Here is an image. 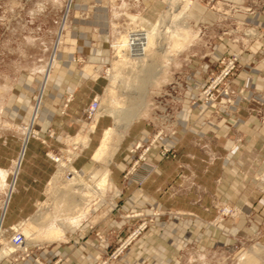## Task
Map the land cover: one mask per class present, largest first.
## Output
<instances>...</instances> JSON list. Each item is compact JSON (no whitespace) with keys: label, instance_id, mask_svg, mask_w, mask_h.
Returning a JSON list of instances; mask_svg holds the SVG:
<instances>
[{"label":"rangeland","instance_id":"obj_1","mask_svg":"<svg viewBox=\"0 0 264 264\" xmlns=\"http://www.w3.org/2000/svg\"><path fill=\"white\" fill-rule=\"evenodd\" d=\"M86 2L87 12L73 11L74 0H0V172L6 174L3 186H0V219L6 188L13 178V163L21 152L27 128L30 140L37 144L40 153L35 160L37 170L33 180L38 185L39 191L33 192L39 197L38 203L27 208L22 219L14 220L9 225H6V216L2 226L0 220L5 240L4 244H0V251H7L0 257V263L10 261L17 264L31 259L35 264H47V258L40 256L42 251L55 246H71L109 247L107 251L93 255L89 264H239L245 256L254 257L246 264H264V230L259 233L252 227L250 218L255 213H252L251 208L244 216L243 210L235 209L229 203L219 204L214 209L213 219L198 221L179 215L170 214L169 217L149 204L140 203L133 195L155 171L151 150L158 142L176 134L182 112H209L211 106H221V112L226 113L235 97L243 99L242 87L236 90L232 87L236 71L229 74L223 72L232 54L221 57L212 70L204 75H189L186 68L196 66L190 55L200 48L199 38L202 34L198 29L201 27L194 21L202 14L198 4L215 15L217 27L213 36L227 44L229 31L232 30L229 21H233V17L226 8L232 5L244 10L251 9L249 0H237L234 4L219 0H191L184 14L173 21L169 30L180 34L177 41L181 43L180 48L170 52L174 40L168 33L160 47L164 53L144 65L128 54L119 58L112 48L122 35L125 36L134 27H140V0ZM165 6L164 3V9L157 19L165 11ZM252 6L251 14L254 13V7L264 6V0H255ZM99 7L104 8V12L99 14ZM95 14L106 17L109 41L104 44H74L72 32L81 24H74L73 20L91 22L90 18ZM95 23H98V18ZM250 28L246 27L242 32L245 34L247 29L246 34L255 33L250 40L257 39L259 33L253 27L252 30ZM206 30L201 29V32ZM205 36L206 40L213 39L207 33ZM237 36L245 44L248 42L242 35ZM89 49H94L92 59L82 54V51ZM73 52H76L75 56ZM53 56L54 67L50 76L57 72V66L61 67L63 61L70 57L67 61L71 63L73 72H78L81 78L80 82L77 81L79 87L75 89L72 85L74 81L64 82L66 78L63 77L58 85L53 82L55 79L49 81L45 92L40 93L45 69L53 62ZM239 62L237 56L238 67ZM196 85L199 87L193 93L192 89ZM58 87L64 91L62 102L59 101ZM39 99V113L31 123V113ZM93 102L98 103L96 121L94 116L97 112L92 116L87 112ZM253 102L256 106L251 109L253 115L263 122L261 104ZM128 103H135V115L125 129L110 164L105 166L92 161L91 155L102 132L112 128L114 123L111 114L101 112L109 108V111L121 114ZM184 105H187V109H184ZM93 121L94 130L87 133ZM132 124H144L150 129L149 138L145 143H132L124 152L126 135ZM85 135L89 142L83 147L79 137ZM158 154L161 158L173 156L174 146L163 145L159 147ZM57 159L65 161L73 170L66 172L68 169H63V184L72 180L73 176L83 180L94 176L96 167H106L108 170L105 190L101 194L99 191L93 192L88 210L74 224H70L71 220L52 208L53 203L47 193L51 177L57 171ZM19 168L17 173H20L22 165ZM116 173H119L122 186L112 181ZM240 178L243 181L260 179L256 172L241 174ZM70 182L72 184L73 181ZM43 203L48 205V209L41 207ZM44 212L47 215L40 219ZM27 221L34 222L37 227L24 238L25 253H21L13 249L9 242L15 232L25 228ZM50 226L60 229L59 238L44 239V232ZM119 247L122 248L116 253ZM86 250L91 251L88 248ZM154 255H157L159 262L155 261ZM58 263L59 259L56 258L48 264Z\"/></svg>","mask_w":264,"mask_h":264},{"label":"crops","instance_id":"obj_2","mask_svg":"<svg viewBox=\"0 0 264 264\" xmlns=\"http://www.w3.org/2000/svg\"><path fill=\"white\" fill-rule=\"evenodd\" d=\"M219 1L233 4L237 2V0ZM249 2V8H251L249 14L234 13L231 16L233 21H229L236 25L237 19H240L247 26L257 30L259 33L257 39L249 40L246 44L241 38H238L241 41L237 44L230 42L226 44L222 40L215 39L213 36V31L217 27L215 15L198 4L202 14L197 20H193L202 30L206 28L207 30L202 33L201 29H198L202 34L199 38L200 48L190 55L196 66L186 68L189 75L200 76L212 70L215 62H218L221 57L231 54L239 56V67L232 87L234 90L242 87L243 99L235 97L226 113L221 112V106H211L209 112L193 113L191 110L182 112L177 122L179 127L176 134L158 142L151 150L154 156L153 162L156 165L155 171L145 179L133 195L140 200V203L149 204L150 207H155L169 217L170 214L179 215L198 221L213 219L214 209L219 204L229 203L235 209L237 207L243 210L244 216H247L251 208L252 213H255L250 218L252 227L255 231L262 233L264 230V121L260 122L251 109L256 107L253 101H258L264 112V6L254 7V13L251 14L255 0H249ZM86 4V0H74L73 11H89ZM140 4L142 10L138 12V15L147 24H152L164 9L163 0H140ZM97 10L99 14L104 12V8L101 7ZM90 20L91 22L85 21V23L73 20L74 24L80 23L82 26H77V29L74 28L72 32L74 44H104L109 41L106 17L95 14ZM206 33L212 35L211 41L206 40ZM92 51L94 49L82 51V54L92 59ZM73 55L75 56L76 52H73ZM67 59L63 61L61 67H56L57 72L52 75L55 79L53 82L58 85L65 77L64 82L74 81L72 85L76 89L80 85L77 81L80 82L81 78L78 72H73L71 63ZM63 68L65 69L62 70ZM56 79L59 81L56 82ZM198 87L199 85H196L192 92H196ZM58 92L59 101L62 102L64 91L58 87ZM186 107L187 105H184V109H187ZM149 134L150 129L144 124H132L126 135L127 143L124 152L132 143L147 142ZM163 145L174 146L175 154L161 158L158 149ZM39 154L37 144L29 138L21 163L22 169L15 179L1 226L5 216L6 225H9L14 220L22 219L26 209L38 203L39 197L33 193L39 191L38 185L33 183V180L34 172L37 170L35 160ZM250 172H256L260 177L259 181L250 179L243 181L240 178L241 174ZM112 181L122 186L119 173L112 177ZM130 187L135 188L134 185ZM240 223L242 225L243 221ZM235 232L234 230L233 233ZM86 248L91 251L87 252ZM108 248L55 246L50 250L42 251L40 256L47 258L48 263L58 258V264H89L93 255L103 253ZM154 259L159 262L157 255H154ZM0 264L12 263L3 261ZM17 264L35 263L28 259Z\"/></svg>","mask_w":264,"mask_h":264},{"label":"bare ground","instance_id":"obj_3","mask_svg":"<svg viewBox=\"0 0 264 264\" xmlns=\"http://www.w3.org/2000/svg\"><path fill=\"white\" fill-rule=\"evenodd\" d=\"M163 1L166 5L165 11L154 24L152 25L147 24L146 22L143 21L144 20L143 19L142 22H140L141 23L140 27H134L130 29V31H128L125 36L122 35L121 38L118 39L112 45V48L115 49L116 54L120 56L119 58L124 57V54L126 55L128 54V56L134 57L135 59L139 60L140 63H142L143 65L147 61L150 62L151 60L159 56L161 53H164L160 50V47H162L161 43L165 41L164 39L168 33H170V37H172L174 40L173 44L170 46V50H171L170 52H174L180 48L181 46L180 41L179 43H177L178 38H180V34H177L175 31L170 32L169 30L172 27L173 21L178 18H181V16L184 14L185 10L191 4V0H163ZM130 33L133 34L132 40L134 41V43L132 44L135 46H131L129 48L128 38L130 36ZM183 39L186 40L185 37H183ZM128 50L133 51L132 52L133 54L132 53L130 54ZM54 58L55 56H53L52 58L53 62L49 64L48 67L45 69V74L41 86L42 88L40 92L42 94L45 92L47 83L49 81H52V79H54L52 75L50 76V71H52L51 69H53L54 67L53 66ZM134 104L135 103H128L126 105L124 112L121 114L109 111V108H106V110H103L101 112L105 114H111L114 123L112 128L105 129L102 132L99 143L91 155L92 161L101 162L105 166L110 164L111 158L118 149L119 147L118 145L124 136L125 129L127 128L132 117L135 115V110L133 108ZM40 105H41V101L39 99L37 106L35 107L34 110H32L33 112L31 113V117H30L31 123H33L35 118L37 117L36 115L37 113H39L38 110L40 109ZM98 111L99 110L96 111L97 113L94 116V120L96 119L97 114H99ZM95 121H93L90 124L89 129L86 130L87 133H90L94 130ZM29 135L30 132L29 129L27 128L25 130L24 140L22 141L23 143H22L21 152L18 155L15 162L13 163L14 166V171L12 173L13 178L11 180L12 181L11 184L9 183L10 185L7 186L6 188L7 193L5 196V200L3 202V211L0 220L3 219L4 212L11 198L14 182L17 177L16 174H18L17 172L20 169L19 167L22 163V159L26 152V145L29 140ZM79 139H80L79 142L82 144L83 147H85L89 142L87 135L81 136L79 137ZM56 162H58L57 171L55 175L51 177L50 184H48L47 193L49 194V197H51L50 199L52 200L53 203L52 208H55L58 212L62 213L64 217H67L68 220H71L70 224H74L79 220V219L77 220V218L83 215L88 210L90 198L93 197V192L99 191V193L101 194L105 190L107 186L108 170L106 167H101V168L96 167L94 168L95 171L94 176L87 177L84 180L81 179L79 176H73L72 180H68L66 181L65 184H63L62 182L63 169L67 168L68 170H65L66 172L67 171L71 172L73 170L70 169L69 166H67L64 163L65 161L63 162L62 160L57 159ZM5 178H6V174L0 172V186L1 185L3 186V182L5 181ZM69 178L70 177H68L67 179ZM70 181H73L72 184ZM89 185L92 188H90ZM60 187H62V189H60ZM73 187H79V188L74 189ZM45 206H46L45 203L41 204V207L44 209L47 208L48 205L46 207ZM45 214L47 215V213L44 212L40 216V219H43ZM36 227L37 224L31 221H27L25 224V228H23L21 231L24 238L26 239L27 236L31 234L30 231L36 229ZM59 237H60V229H58L55 226H50V228H47V230L44 232L45 240H55ZM1 243L4 244L5 240L3 236V231L0 228V244ZM6 252L7 251L1 250L0 257L4 256ZM248 257L245 256V258H242L239 264H246L250 262L252 258H254L253 256L251 257V255H250L251 258Z\"/></svg>","mask_w":264,"mask_h":264},{"label":"built area","instance_id":"obj_4","mask_svg":"<svg viewBox=\"0 0 264 264\" xmlns=\"http://www.w3.org/2000/svg\"><path fill=\"white\" fill-rule=\"evenodd\" d=\"M226 7V6H225ZM228 8V9H227ZM226 8V11H228V14L230 13V16H232L234 13H250V9H247V10H244L242 8H240L239 6H231L229 5L228 7ZM246 27H249L247 26L244 22H241V21H237L236 25H234L233 23L230 25V28L232 29L231 31H229V38H228V41L230 43H234V44H237L239 43V37L237 35H242L243 37H245L246 40H250L252 39L255 35V33H250V34H246L247 32V29L244 31L245 34L242 32L243 30L242 29H245ZM252 30V28H250ZM254 32V31H253ZM133 34L130 33V36L128 38V41H129V48L131 46H135L133 45L132 43H134V41L132 40ZM236 36L238 38H236ZM128 52L131 54L133 51H130L128 50ZM133 54V53H132ZM238 68V65H237V56L236 55H231V61L228 62L227 66L223 69V72L224 74H229V73H232V72H235ZM98 110V103L97 102H93V104H91L89 107H88V114L89 116H92L95 114V112ZM10 246L13 248V249H16V250H19L21 253H25V250H24V236L23 234L18 231V232H15L13 234V236L10 238V242H9ZM122 247H119L117 250H116V253L120 252V249ZM23 249V250H22Z\"/></svg>","mask_w":264,"mask_h":264}]
</instances>
